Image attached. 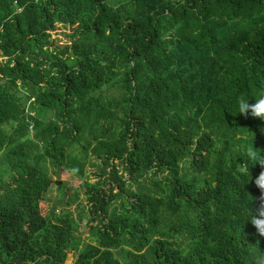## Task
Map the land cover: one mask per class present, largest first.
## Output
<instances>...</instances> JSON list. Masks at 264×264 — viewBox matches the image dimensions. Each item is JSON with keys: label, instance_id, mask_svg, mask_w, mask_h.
I'll list each match as a JSON object with an SVG mask.
<instances>
[{"label": "trees", "instance_id": "1", "mask_svg": "<svg viewBox=\"0 0 264 264\" xmlns=\"http://www.w3.org/2000/svg\"><path fill=\"white\" fill-rule=\"evenodd\" d=\"M241 96H264V0H0V264H255ZM43 159L76 213H40Z\"/></svg>", "mask_w": 264, "mask_h": 264}, {"label": "rangeland", "instance_id": "2", "mask_svg": "<svg viewBox=\"0 0 264 264\" xmlns=\"http://www.w3.org/2000/svg\"><path fill=\"white\" fill-rule=\"evenodd\" d=\"M73 27L69 26L67 24L56 22L49 30L50 39L55 42L58 46H61L62 44L69 43L71 38V31ZM73 152L76 153L73 149ZM77 155V154H76ZM39 168L42 169L50 178L51 184L45 193L44 199L39 201V210L41 214H45L48 212L49 208L53 205H55V211L68 209L71 210L72 213H76L77 209L75 208V203H66L68 199L73 196L74 190L77 188L79 184V180L70 175L65 170H56L51 165L50 161L48 159H43L39 163ZM91 176V175H89ZM90 181L93 180L92 176L89 178ZM60 181L62 182V189L64 192V197L62 201L57 204L56 200L58 197V190H57V184L56 182ZM80 202H84V199L82 198L81 192L79 193ZM116 205V203H113V205L110 206L109 211L111 208ZM86 229L87 226L85 224V220L83 219L82 222L79 225V232H80V241L81 244L85 243L86 240ZM80 244V245H81ZM72 261V257L70 255V252L66 254V258L64 261V264H70Z\"/></svg>", "mask_w": 264, "mask_h": 264}, {"label": "clouds", "instance_id": "3", "mask_svg": "<svg viewBox=\"0 0 264 264\" xmlns=\"http://www.w3.org/2000/svg\"><path fill=\"white\" fill-rule=\"evenodd\" d=\"M238 113L243 116L250 115L254 119L264 121V96H261L254 104H249L248 100L241 96L237 100ZM246 156L249 162L259 165L260 173L254 180L255 187L259 190L258 198H253L255 211L250 210L249 223L255 228L256 234L264 238V155H261L258 149L251 147L247 150ZM246 167V165H245ZM255 264H264V255L257 258Z\"/></svg>", "mask_w": 264, "mask_h": 264}]
</instances>
